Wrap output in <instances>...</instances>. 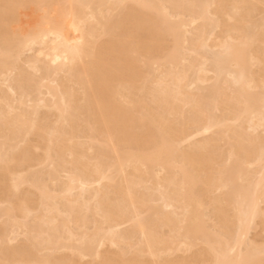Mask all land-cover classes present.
<instances>
[{"label":"bare ground","instance_id":"1","mask_svg":"<svg viewBox=\"0 0 264 264\" xmlns=\"http://www.w3.org/2000/svg\"><path fill=\"white\" fill-rule=\"evenodd\" d=\"M259 229L264 0H0V264H264Z\"/></svg>","mask_w":264,"mask_h":264},{"label":"rangeland","instance_id":"2","mask_svg":"<svg viewBox=\"0 0 264 264\" xmlns=\"http://www.w3.org/2000/svg\"><path fill=\"white\" fill-rule=\"evenodd\" d=\"M209 54H208V53ZM213 52H214V55L216 56L217 55V52L215 51V50H207L206 51V53H207V55H209L210 57H214V56H212L213 55ZM212 54V55H211ZM51 119H54V118H52L51 117ZM256 232V233H255ZM258 232H260V233H258ZM253 233L255 234V235H253ZM252 235V236H251ZM260 235V236H259ZM261 235H263V236H261ZM250 237H251V239L253 238V239H258V240H260L261 239V237H262V239H263V237H264V233L261 231V229H259V230H257V231H253L251 234H250ZM259 237V238H258ZM21 241H23L22 240V238H20V241L19 240H17V243L18 242H21ZM41 256H44L45 255V252H43V253H41L40 254Z\"/></svg>","mask_w":264,"mask_h":264}]
</instances>
